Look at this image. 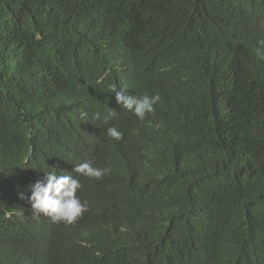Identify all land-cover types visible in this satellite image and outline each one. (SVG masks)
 <instances>
[{"label":"trees","instance_id":"1","mask_svg":"<svg viewBox=\"0 0 264 264\" xmlns=\"http://www.w3.org/2000/svg\"><path fill=\"white\" fill-rule=\"evenodd\" d=\"M259 14L264 0H0V264H264ZM113 84L161 99L138 120ZM85 92L124 114L88 120ZM84 162L110 171L81 177ZM52 170L80 180L72 224L20 198Z\"/></svg>","mask_w":264,"mask_h":264},{"label":"clouds","instance_id":"2","mask_svg":"<svg viewBox=\"0 0 264 264\" xmlns=\"http://www.w3.org/2000/svg\"><path fill=\"white\" fill-rule=\"evenodd\" d=\"M259 23L264 24V15L257 16ZM260 47L256 49V55L259 60L264 61V40H260ZM103 77L97 80V84L102 83ZM111 93L115 96L116 103L128 113L134 115L138 120H144L148 114L155 111V106L161 97L158 93L143 95H126L124 90L118 89L115 84L111 86ZM78 113L84 115L91 121V113L97 109L104 108L100 99L90 93L85 92L76 103ZM112 109V108H111ZM124 114L121 111L112 109L108 114L96 111L93 119L103 120L107 122L111 116ZM108 137L114 140H120L123 133L115 126L106 129ZM73 171L81 177H87L99 180L110 169H101L93 166L89 162L76 164ZM23 187L15 188V194L20 193ZM81 188L80 180L72 175H59L56 171H48L44 173L41 179L27 186V194L21 193L20 198L31 206V210L36 216L49 217L53 223H74L85 211H87V203L82 202L77 196L78 190ZM14 191V190H13ZM29 193V194H28Z\"/></svg>","mask_w":264,"mask_h":264}]
</instances>
